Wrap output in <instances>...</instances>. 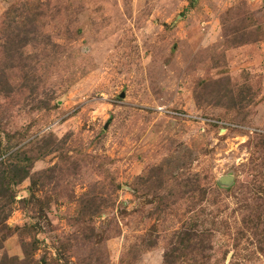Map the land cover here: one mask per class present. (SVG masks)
Wrapping results in <instances>:
<instances>
[{
    "label": "rangeland",
    "instance_id": "obj_1",
    "mask_svg": "<svg viewBox=\"0 0 264 264\" xmlns=\"http://www.w3.org/2000/svg\"><path fill=\"white\" fill-rule=\"evenodd\" d=\"M0 89V264H264V0H0Z\"/></svg>",
    "mask_w": 264,
    "mask_h": 264
},
{
    "label": "trees",
    "instance_id": "obj_2",
    "mask_svg": "<svg viewBox=\"0 0 264 264\" xmlns=\"http://www.w3.org/2000/svg\"><path fill=\"white\" fill-rule=\"evenodd\" d=\"M6 16H7L6 19H8V18L12 19L14 24H19L20 26H23L25 24L23 21L19 22L17 18H16L17 20H15V19L13 20V18L10 15V13L7 14ZM14 24H11V29H13V32H10V30L7 29L8 33L5 34V37L3 39L4 46H5L4 47L5 52L6 51L9 52V54L15 50L18 42H20V41L24 42L23 47H26V46H28L30 44V40H29L28 37H22L23 35L22 36H17L18 28L16 27V25L14 26ZM20 32L23 33V30L21 29ZM2 89H0V93L4 92V90H2ZM14 158H15V155L10 160H8V162L4 161V162H2L0 164L1 166H5V171L3 172L4 175L1 178V182H3L5 178L6 179L8 178V177H5V174L9 171V169H10L11 172L15 173V177L12 180H13L14 184H16V185L19 182H22L25 179L29 178L30 169H32V165H33L31 160L30 159L25 160V162H27L26 166H23V164L12 165ZM11 161H12V163H11ZM20 162L23 163L24 161H20ZM5 195H6V193L0 194V198H3V197L5 198ZM1 209L2 208L0 207V213H1ZM7 219H8L7 216H4V217L2 216L1 217V214H0V227H1V229H7V226L5 225ZM189 236H191V235H185V240L184 241H189L190 240Z\"/></svg>",
    "mask_w": 264,
    "mask_h": 264
},
{
    "label": "water",
    "instance_id": "obj_3",
    "mask_svg": "<svg viewBox=\"0 0 264 264\" xmlns=\"http://www.w3.org/2000/svg\"><path fill=\"white\" fill-rule=\"evenodd\" d=\"M122 97H124V96H122ZM229 180H230V178H224L223 181H229Z\"/></svg>",
    "mask_w": 264,
    "mask_h": 264
}]
</instances>
